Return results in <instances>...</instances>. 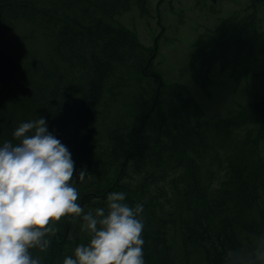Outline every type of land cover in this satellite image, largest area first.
<instances>
[{"label":"trees","instance_id":"16d2710c","mask_svg":"<svg viewBox=\"0 0 264 264\" xmlns=\"http://www.w3.org/2000/svg\"><path fill=\"white\" fill-rule=\"evenodd\" d=\"M149 1L0 0V46L18 62L14 84L0 88V145L44 118L71 153L85 213L107 211L112 192L143 204L145 264H225L228 249L264 234V97L233 117L206 118L182 83L152 70L156 51L120 21L134 6L150 15ZM255 1L194 51L203 88L216 69L241 81L258 68L264 0ZM83 223L66 217L33 256L63 264L90 239Z\"/></svg>","mask_w":264,"mask_h":264},{"label":"clouds","instance_id":"9594fccd","mask_svg":"<svg viewBox=\"0 0 264 264\" xmlns=\"http://www.w3.org/2000/svg\"><path fill=\"white\" fill-rule=\"evenodd\" d=\"M13 136L19 141L0 145V264H42L33 250L46 253L56 227L66 217H81L87 244L74 249L63 264H145L143 204L125 202L124 192L107 196V211L85 210L73 185L71 153L52 133L47 121L21 123ZM85 170L78 179L83 182ZM251 245L228 249L225 264H264V234L250 235Z\"/></svg>","mask_w":264,"mask_h":264},{"label":"rangeland","instance_id":"374dc122","mask_svg":"<svg viewBox=\"0 0 264 264\" xmlns=\"http://www.w3.org/2000/svg\"><path fill=\"white\" fill-rule=\"evenodd\" d=\"M253 2L259 3L255 0H150V15H141L134 6L120 21L136 32L145 46L155 50L157 42L152 70L165 83H182L201 104L206 118H230L244 106L264 97V55L258 68L241 81L235 80L230 72L216 69L207 88L198 82L191 57L202 40L215 34L224 18L245 14ZM258 7L264 26V4Z\"/></svg>","mask_w":264,"mask_h":264},{"label":"water","instance_id":"95a60500","mask_svg":"<svg viewBox=\"0 0 264 264\" xmlns=\"http://www.w3.org/2000/svg\"><path fill=\"white\" fill-rule=\"evenodd\" d=\"M157 42L154 57L157 54ZM149 67V64H148ZM18 76V62L13 54L0 46V84L1 92L14 84Z\"/></svg>","mask_w":264,"mask_h":264},{"label":"bare ground","instance_id":"6f19581e","mask_svg":"<svg viewBox=\"0 0 264 264\" xmlns=\"http://www.w3.org/2000/svg\"><path fill=\"white\" fill-rule=\"evenodd\" d=\"M158 39V38H157ZM150 69V68H149Z\"/></svg>","mask_w":264,"mask_h":264}]
</instances>
